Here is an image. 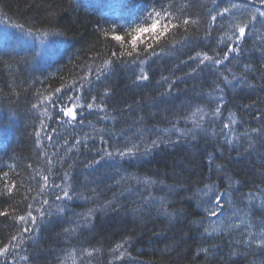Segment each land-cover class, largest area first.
<instances>
[{
  "label": "trees",
  "instance_id": "1",
  "mask_svg": "<svg viewBox=\"0 0 264 264\" xmlns=\"http://www.w3.org/2000/svg\"><path fill=\"white\" fill-rule=\"evenodd\" d=\"M246 1L212 22L242 1L174 0L196 23L173 30L136 84L124 63L100 76L114 44L101 31L143 22L127 0H0V241L32 229L15 264H264V4ZM250 14L237 41L233 25ZM204 54L213 60L201 64ZM189 59L195 71L182 66ZM93 96L74 120L59 111ZM5 181L17 184L11 195ZM28 204L36 222L22 225L14 217Z\"/></svg>",
  "mask_w": 264,
  "mask_h": 264
},
{
  "label": "snow or ice",
  "instance_id": "2",
  "mask_svg": "<svg viewBox=\"0 0 264 264\" xmlns=\"http://www.w3.org/2000/svg\"><path fill=\"white\" fill-rule=\"evenodd\" d=\"M261 4H264V0H260ZM130 9V16L135 20L143 21L142 23L136 24L135 22L129 23L126 28L121 27L119 30L117 27L113 26L108 28L107 30H102L101 35L104 37L106 41L109 43L114 42L113 47L109 49L108 55L106 58L103 59L101 68L109 69L116 65L117 63H124L125 57H131L132 63L139 62V64L143 65L147 63L148 57L158 55L156 49L161 47L162 44H166L169 42V38L173 35V30L178 29L182 26H186L191 24H195V20H190L189 18L181 19L175 14L174 11V0H167L166 3H161L160 7L157 8L155 3H149L148 0H127L125 5ZM236 4H232L231 7H225L222 11H218L216 15L211 16L212 22H216L218 17H223L225 15H234L232 9L237 8ZM137 13L140 15L137 16ZM257 13L260 17H264V11H260L257 9ZM257 19L256 14H250L248 19V23H238L234 24V32L233 35L235 36L236 40L239 41L241 38L245 37L249 24H252ZM17 28L21 29L26 36H35L36 33L32 32L31 29H24L23 25H16ZM119 32H123V34H119ZM42 36H47L48 33L44 32L41 33ZM231 39V37H229ZM237 49L235 47H229L227 52L224 54V59H228V53L235 52ZM200 54H197L199 57ZM206 60H213L212 57L208 56L207 54L203 55V59L200 60V63H204ZM214 63L220 64L221 60H214ZM103 74V71L101 72ZM82 80H88V77H82ZM99 79V76H97ZM140 81H146L149 79V76L146 72H144L143 67H141V75L137 77ZM83 84L80 85V89L83 88ZM61 93V88H56L54 90V95ZM107 94V93H106ZM47 99V98H46ZM69 101L73 99L76 100L75 104L72 106H61L59 111L66 117H70L73 120L77 117V112L75 111L76 107L79 106L81 108L87 107L89 110L93 109L94 103L96 101V97H91V102L87 103L86 105L79 104V97L73 98L69 97ZM54 107L56 106L55 100L49 101ZM33 107H37V105H33ZM100 111H103V108L100 106ZM197 111H201L197 109ZM216 113H219L220 108H216ZM203 119V116H201ZM82 122V121H81ZM231 124H235L236 121L234 118L230 120ZM224 128H229V124H225ZM39 136V133H36ZM51 139V137H49ZM39 143V141H38ZM79 143V141H77ZM155 145V141L152 142ZM135 147V146H134ZM131 151V150H129ZM126 153L121 152L120 155L123 156ZM111 155V153H109ZM3 176L7 178L8 173H3ZM43 181L45 186L48 183L49 177L43 176ZM56 187H60V185H56ZM17 188V184L12 182L10 185L7 181H5V189L4 193L11 195L13 191ZM31 191V189L29 190ZM43 191V188L40 189ZM63 197L64 198H71L69 197L68 191L63 190ZM27 199V197H25ZM33 199H35L33 197ZM57 200L62 199L61 196L56 197ZM44 204H47L48 201L44 200ZM216 206H221L220 197H216ZM32 205L28 204L27 208L29 209L25 215H20L14 217V219L21 222V224H27L29 221L32 224H35L36 217L33 216L32 213ZM15 209H13V212ZM43 214V213H41ZM212 215H216L217 213L213 211ZM8 211H0V216H8ZM32 229L27 226H23L19 229L18 235H12L7 243L0 241V264H15L16 257L13 255V252L16 248L19 247V244L23 242V234L30 232ZM207 231V230H206ZM259 245L264 247V234H262V238L259 241ZM122 244H118L116 246L115 251H118L122 248ZM87 255L91 256L92 252H88ZM121 255H123L121 253ZM12 256V260L9 261L8 257ZM21 260H28L27 256H21Z\"/></svg>",
  "mask_w": 264,
  "mask_h": 264
},
{
  "label": "bare ground",
  "instance_id": "3",
  "mask_svg": "<svg viewBox=\"0 0 264 264\" xmlns=\"http://www.w3.org/2000/svg\"><path fill=\"white\" fill-rule=\"evenodd\" d=\"M242 1V4H239L238 5V7L236 8V9H238V11H240V10H242L245 6H247V1L246 0H241ZM163 60H165L166 61V58H164ZM167 60H169V59H167ZM192 63V61L189 59V60H185L184 62H181V64H182V66L184 65V66H187V65H189V66H187V67H189V69H192V71H195L196 69H197V67H196V65L195 64H191ZM180 64V65H181ZM124 66V68H125V70H126V72L125 73H130V76L129 77H127L130 81H131V83H139L140 82V80H138L137 79V77L139 76V75H141V67H143V69H144V72H146L147 74H148V76H149V79L148 80H150V78H151V74H152V71H153V66H152V62H147V63H145V64H143V65H141V64H139V62H136V63H132V61H129L128 63L127 62H124V64H123ZM173 69H175V68H177V65L176 66H173L172 67ZM100 71L102 72L103 71V74H100V76H101V78H105L106 76H108V74H110V72H109V69H103L102 70V68L100 69ZM99 74H96V76H98ZM120 79H122V78H124V79H126L125 77H119ZM184 111V110H183ZM187 112V111H186ZM185 112V113H186ZM184 114V113H183ZM183 114L181 113V115L179 116V120H181V121H193V117H191L189 114H187V115H185L184 116V118L182 117L183 116ZM158 118H156V120H153V123H152V125H155V124H158L159 123V121L160 120H158ZM183 121V122H184ZM197 121H195L194 123H196ZM56 135H55V139H57V136H58V134L57 133H55ZM47 137H49V135H47ZM197 188H199L200 189V191L201 192H203V188L202 187H197ZM262 249H264V247H262Z\"/></svg>",
  "mask_w": 264,
  "mask_h": 264
},
{
  "label": "rangeland",
  "instance_id": "4",
  "mask_svg": "<svg viewBox=\"0 0 264 264\" xmlns=\"http://www.w3.org/2000/svg\"><path fill=\"white\" fill-rule=\"evenodd\" d=\"M105 1H106V0H105ZM100 212H101V211H100ZM109 212H110V211H109ZM101 213H102V212H101ZM107 213H108V212H107ZM102 214H103V216H105L104 213H102ZM110 214H111V212H110ZM112 216H113V215H112ZM124 216H125V215H124ZM116 217H117V216H116ZM106 219H107V218H106ZM137 220H138V219H137Z\"/></svg>",
  "mask_w": 264,
  "mask_h": 264
}]
</instances>
